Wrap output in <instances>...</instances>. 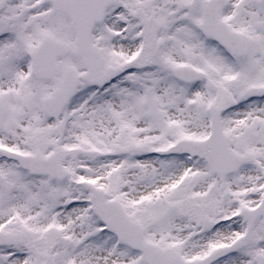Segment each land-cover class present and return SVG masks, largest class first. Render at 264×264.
<instances>
[{
	"label": "snow or ice",
	"instance_id": "obj_1",
	"mask_svg": "<svg viewBox=\"0 0 264 264\" xmlns=\"http://www.w3.org/2000/svg\"><path fill=\"white\" fill-rule=\"evenodd\" d=\"M0 264H264V0H0Z\"/></svg>",
	"mask_w": 264,
	"mask_h": 264
}]
</instances>
